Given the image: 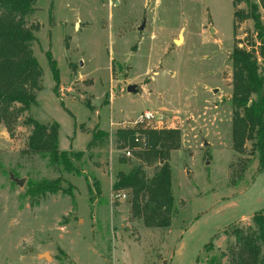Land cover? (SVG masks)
Returning a JSON list of instances; mask_svg holds the SVG:
<instances>
[{"label":"rangeland","instance_id":"rangeland-1","mask_svg":"<svg viewBox=\"0 0 264 264\" xmlns=\"http://www.w3.org/2000/svg\"><path fill=\"white\" fill-rule=\"evenodd\" d=\"M249 2L264 27V0ZM34 9L26 23L40 90L29 110L0 124V264H209L215 256L236 264L234 231L248 233L264 211V173L251 142L237 153L232 141L230 57L235 48L259 47L252 20L234 18L248 13L246 4L36 0ZM144 111L158 117L156 129L140 127L145 132L178 135V147L151 165L139 158L149 144L140 150L116 137L119 123ZM28 118L58 125L59 150L83 153L74 162L82 176L28 151ZM97 132L106 136L91 142ZM162 163L171 171L173 216L168 228L146 227L129 191L116 199L111 186L120 171L142 167L150 179ZM58 178L66 192H29L31 182Z\"/></svg>","mask_w":264,"mask_h":264},{"label":"trees","instance_id":"trees-1","mask_svg":"<svg viewBox=\"0 0 264 264\" xmlns=\"http://www.w3.org/2000/svg\"><path fill=\"white\" fill-rule=\"evenodd\" d=\"M36 0H0V124L10 126L18 113L27 111L36 101L34 91L40 90L41 71L32 52L35 41L33 28L28 27L26 18L35 11ZM234 5L246 4L248 13L234 12L238 21L252 20L259 43L258 51L235 48L231 54L233 106L232 141L237 153H243L245 143L251 142L253 157L258 162L259 173H264V27L256 5L249 0H233ZM254 50V49H253ZM256 53L262 59L258 63ZM50 67L54 81H58L55 62ZM19 105L16 109L14 106ZM32 127L28 138V151L46 160L51 167L61 168L66 173L82 176L74 162H79L82 152L60 151L56 123L41 124L33 118L27 119ZM106 136L97 132L92 141ZM149 148L139 158L147 165L166 160L169 151L178 147V135L171 131H147ZM116 137L124 145H132L133 131L119 130ZM87 180V177H85ZM60 178L29 183V192L44 196L66 192ZM97 191L99 190L98 184ZM90 189V187H89ZM112 191H129L131 210L140 217L146 227L168 228L174 211V198L171 187V171L162 163L152 178L147 179L142 167H133L129 172H118ZM253 229L244 233L234 231L239 250L234 255L236 264H264V211L252 217ZM209 264H222L218 257H212Z\"/></svg>","mask_w":264,"mask_h":264},{"label":"built area","instance_id":"built-area-1","mask_svg":"<svg viewBox=\"0 0 264 264\" xmlns=\"http://www.w3.org/2000/svg\"><path fill=\"white\" fill-rule=\"evenodd\" d=\"M158 117L155 116L153 112L150 111H144L135 121L133 122H125V123H119L121 125V130L126 131H133L134 132V139L133 142L135 145H137L138 149L144 150L148 147V139L145 136L144 129H141V126H145V128H151L156 129ZM113 122L110 123V126H113ZM154 124V126H153ZM141 130H140V129ZM128 156L130 155V152L127 151L126 153ZM116 199L125 198V194H122L121 192L114 195Z\"/></svg>","mask_w":264,"mask_h":264},{"label":"water","instance_id":"water-1","mask_svg":"<svg viewBox=\"0 0 264 264\" xmlns=\"http://www.w3.org/2000/svg\"><path fill=\"white\" fill-rule=\"evenodd\" d=\"M143 29V26H140L139 27V30H142ZM213 31V29H211V32ZM177 43V41L175 42ZM126 91L128 93H132V94H135L137 92V86L136 85H128L126 87ZM13 181L18 185V186H22L23 183H24V180H18V179H13ZM39 257L41 258H44L46 260H50V256L47 254V253H43L41 255H39Z\"/></svg>","mask_w":264,"mask_h":264},{"label":"bare ground","instance_id":"bare-ground-1","mask_svg":"<svg viewBox=\"0 0 264 264\" xmlns=\"http://www.w3.org/2000/svg\"><path fill=\"white\" fill-rule=\"evenodd\" d=\"M180 40V39H179ZM179 40L177 41V43H179Z\"/></svg>","mask_w":264,"mask_h":264}]
</instances>
